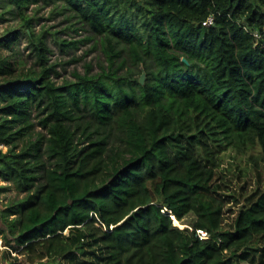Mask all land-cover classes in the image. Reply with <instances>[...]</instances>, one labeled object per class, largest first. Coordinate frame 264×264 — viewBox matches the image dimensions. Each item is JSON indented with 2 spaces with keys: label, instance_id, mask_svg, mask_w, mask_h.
<instances>
[{
  "label": "trees",
  "instance_id": "16d2710c",
  "mask_svg": "<svg viewBox=\"0 0 264 264\" xmlns=\"http://www.w3.org/2000/svg\"><path fill=\"white\" fill-rule=\"evenodd\" d=\"M7 1L20 27L0 46L24 35L37 68L0 59V179L25 193L0 211L5 246L31 262L264 264V187L240 205L220 169L229 145L264 165V0ZM58 2L106 62L60 84L26 12ZM57 34L61 51L83 42ZM190 213V232L174 226Z\"/></svg>",
  "mask_w": 264,
  "mask_h": 264
},
{
  "label": "rangeland",
  "instance_id": "374dc122",
  "mask_svg": "<svg viewBox=\"0 0 264 264\" xmlns=\"http://www.w3.org/2000/svg\"><path fill=\"white\" fill-rule=\"evenodd\" d=\"M27 15H33V29L36 32L47 30L46 42L51 50L49 59L51 63H56V70L59 76L55 79L58 84L63 80H74L73 73L84 74L89 66L88 74H96L100 72V66H106L104 56L97 43V38L86 40L90 33L80 28V24L76 22V16L72 12L64 9L60 3L57 5L42 6L30 5L27 8ZM0 14L4 19H0V36L7 30L20 27V20L13 12V6L7 0H0ZM78 31L75 32L74 29ZM58 32L56 37L67 40H83L76 48H70L61 51L56 45L53 36ZM27 38L21 35L19 40L14 44L12 49H6L0 46V59L8 58L13 69L28 70L37 68L35 58L27 47ZM127 68V65L124 69ZM142 68V67H140ZM141 74L136 73L135 77L140 78ZM146 79V76H145ZM144 79V81H145ZM35 130H40L35 127ZM3 151L7 150V146L0 145ZM257 148H249L245 152L235 148L233 145L225 147L220 153L221 165L220 169L225 174L224 178L230 180L228 183V194H235L240 199V205L244 203V198L252 194L259 186L264 187V165L258 162V168L253 158L257 155ZM25 193H19L11 182L0 179V211L7 204L15 200L21 199ZM230 207V204L228 205ZM13 216H9L12 218ZM195 217L192 213L187 214L182 220L174 221V226L187 231L192 230ZM74 231L70 228L63 232L65 237H72ZM261 246V245H260ZM260 252V251H259ZM259 255V253H258ZM256 255L255 262L258 264L261 260ZM62 260L60 258L45 257L41 260L30 261L28 253L22 250V247L13 250L5 246V241L0 235V264H58ZM63 264V261H62ZM238 264H251L250 259H240Z\"/></svg>",
  "mask_w": 264,
  "mask_h": 264
},
{
  "label": "built area",
  "instance_id": "2783aa9c",
  "mask_svg": "<svg viewBox=\"0 0 264 264\" xmlns=\"http://www.w3.org/2000/svg\"><path fill=\"white\" fill-rule=\"evenodd\" d=\"M214 22V17L212 15H210L206 21L204 22V25L205 26H210L212 25ZM245 30H247L246 27H244ZM252 35L257 39H259L260 35L257 31L255 32H252ZM196 236L198 237L199 240H204V239H207L209 237V234L207 231L205 230H202V229H197L196 230Z\"/></svg>",
  "mask_w": 264,
  "mask_h": 264
},
{
  "label": "water",
  "instance_id": "95a60500",
  "mask_svg": "<svg viewBox=\"0 0 264 264\" xmlns=\"http://www.w3.org/2000/svg\"><path fill=\"white\" fill-rule=\"evenodd\" d=\"M183 62L187 63L186 59H182ZM144 79H145V73H142L140 78H139V82L140 84H143L144 83Z\"/></svg>",
  "mask_w": 264,
  "mask_h": 264
}]
</instances>
